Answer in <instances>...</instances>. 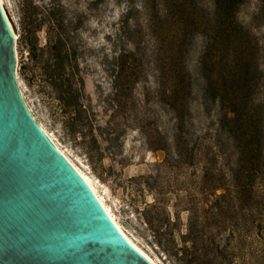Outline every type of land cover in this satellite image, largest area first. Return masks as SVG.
Masks as SVG:
<instances>
[{
    "label": "trees",
    "instance_id": "trees-1",
    "mask_svg": "<svg viewBox=\"0 0 264 264\" xmlns=\"http://www.w3.org/2000/svg\"><path fill=\"white\" fill-rule=\"evenodd\" d=\"M125 1L110 106L119 107L123 92L146 79L148 62L153 84L144 95L170 121V132L156 131L154 140L145 134L148 150L163 157L132 179L152 196L139 218L154 244L177 264H264V100L257 99L263 81L264 0H257L252 16L261 35L238 18L246 0H140L139 6ZM20 5L26 64L35 69L28 77L43 90L49 85L63 112L71 110L73 116L64 121L69 135L79 134L87 153L98 150L77 65L75 30L85 11L70 13L59 4L40 10L28 1ZM43 28L40 46L37 33ZM197 37L203 39L197 70L202 105L206 111L216 105L218 129L193 136L187 58ZM181 213H186L184 232Z\"/></svg>",
    "mask_w": 264,
    "mask_h": 264
},
{
    "label": "rangeland",
    "instance_id": "rangeland-1",
    "mask_svg": "<svg viewBox=\"0 0 264 264\" xmlns=\"http://www.w3.org/2000/svg\"><path fill=\"white\" fill-rule=\"evenodd\" d=\"M21 1L36 4L41 10L50 5H64L72 13L83 9L86 16L81 27L77 26V65L84 85L83 103L87 106L91 133L96 138L98 150L87 153L85 146L79 145V134L73 139L64 127V121L73 116L71 110L63 108L48 85L43 89L37 81L28 76L35 71L28 60L27 49L22 42ZM4 10L15 35V72L19 91L35 121L51 136L71 162L91 181L97 193L113 214L125 234L157 264H177L154 244L139 213L152 196L132 181L134 177L151 171V164L160 161L163 153L150 152L145 134L155 139L156 131L170 132L167 113L147 98V86L153 84L150 64L147 62V77L129 93L124 91L119 107H111L112 79L114 76L113 57L117 53L118 29L121 16L129 5L125 0H2ZM139 6L140 0H132ZM257 0H246L238 13L239 20L253 33L262 34V29L252 23V16L258 7ZM39 45L45 44V29L38 33ZM80 37V42H79ZM203 39H194L187 58V69L192 78V95L189 101L190 119L188 132L193 136L214 133L218 129V109L210 105L203 108L198 76V59ZM80 48V50H79ZM25 65V69L21 66ZM263 81L257 95L264 100ZM142 127V128H141ZM79 129V126L76 127ZM85 130V129H84ZM183 226L186 213H181Z\"/></svg>",
    "mask_w": 264,
    "mask_h": 264
},
{
    "label": "water",
    "instance_id": "water-1",
    "mask_svg": "<svg viewBox=\"0 0 264 264\" xmlns=\"http://www.w3.org/2000/svg\"><path fill=\"white\" fill-rule=\"evenodd\" d=\"M14 52L0 10V264H150L31 118Z\"/></svg>",
    "mask_w": 264,
    "mask_h": 264
},
{
    "label": "bare ground",
    "instance_id": "bare-ground-1",
    "mask_svg": "<svg viewBox=\"0 0 264 264\" xmlns=\"http://www.w3.org/2000/svg\"><path fill=\"white\" fill-rule=\"evenodd\" d=\"M0 10H1V14L4 18V21L6 23V26L9 30V32L11 33L12 37H13V42H15V35L12 32V28L11 25L9 23V19L7 17V14L4 10L3 7V2L2 0H0ZM14 56L16 58V52H14ZM19 95L22 98L21 93L19 92ZM23 103L28 111V113L30 114L31 118L33 119V121L36 123L37 127L39 128V130L42 132V134L46 137V139L49 141V143L52 145V147L65 159V161L69 164V166L73 169V171L79 176V178L83 181V183L86 185V187L88 188V190L90 191L93 199L97 202V204L99 205V207L102 209L103 214L105 215V217L110 221V223L112 224L113 228L117 231L118 235L132 248L134 249L138 254H140L142 257H144L150 264H157V262H155L153 259H151L147 254H145V252H143L126 234L125 232L121 229V227L119 226V224L116 222L113 214L111 213V211L109 210V208L107 207V205L104 203L103 197H101L98 193L97 190L95 189V187L92 184V181L85 176L72 162L71 160H69V158L63 153V151L59 148V146L54 142V140L51 138V136L45 131V129H43V127L38 124L35 119L33 118L32 114L30 113L29 108L26 106L24 100Z\"/></svg>",
    "mask_w": 264,
    "mask_h": 264
}]
</instances>
